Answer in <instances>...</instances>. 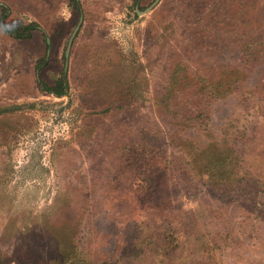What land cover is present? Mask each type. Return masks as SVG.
Listing matches in <instances>:
<instances>
[{"label": "rangeland", "instance_id": "1", "mask_svg": "<svg viewBox=\"0 0 264 264\" xmlns=\"http://www.w3.org/2000/svg\"><path fill=\"white\" fill-rule=\"evenodd\" d=\"M154 1L0 0V264H64L68 254L69 264H264V180L255 197L242 184L229 199L205 179L162 172L142 196L138 166L144 144L169 158L190 133L161 102L170 65L185 48L213 55L200 35L213 30L232 35L223 62L237 66L234 34L260 36L264 0H159L146 11ZM3 22L36 28L15 38ZM63 73L65 95L43 90ZM251 77L264 84V67ZM252 110L245 162L264 167V116ZM165 229L179 236L166 256Z\"/></svg>", "mask_w": 264, "mask_h": 264}, {"label": "trees", "instance_id": "2", "mask_svg": "<svg viewBox=\"0 0 264 264\" xmlns=\"http://www.w3.org/2000/svg\"><path fill=\"white\" fill-rule=\"evenodd\" d=\"M35 26V23L17 24L15 27L5 25L4 22L2 24L3 31L15 38L27 37L30 28H36ZM14 31L17 34H13ZM200 35L210 42L206 45H215L213 55L210 52L202 53L199 48L204 46H197L192 50L185 48L183 52H186L179 60L170 65L169 81L163 93L165 97L160 99L171 111L177 125L190 127V133L182 140L170 144L175 148L176 154L169 158L162 155V147L143 145L138 166L145 167L150 172L143 171L141 179H138L142 196L149 195L159 178L166 174L199 187H202L199 182L205 179L203 184L210 192L219 193L220 196L222 193L227 194L229 199L242 191L240 185L254 188L251 185L257 184L259 178L264 180L263 166L245 162V154L253 153L256 149L252 126L254 118L249 111L253 109L254 114L261 113L264 116V84L254 82L251 77L253 68L264 67V31L257 37L242 32L234 34L233 38L236 40L233 44L235 43L234 47L238 52L234 61L237 66H228L229 62H223L226 57L223 55L224 50L234 49L226 46V42L232 40V35L223 37V34L213 30L200 32ZM224 41L221 52L220 45ZM215 65L219 67L216 68ZM65 87L67 82L63 73L52 86L42 88L56 96H63ZM131 165H135V162ZM251 165L253 170L250 169ZM124 168L125 171L135 170L129 166ZM162 172L166 173L163 175ZM256 189L252 190L254 197ZM178 232L182 233L183 238L185 233L182 230ZM197 234L193 235L198 240L207 236L205 232L199 233V236ZM178 237L175 238L169 229L163 230L161 247L157 248V253L166 256L177 249ZM185 237L189 239L188 236ZM79 258L86 259L83 256ZM61 262L74 263L71 254Z\"/></svg>", "mask_w": 264, "mask_h": 264}, {"label": "water", "instance_id": "3", "mask_svg": "<svg viewBox=\"0 0 264 264\" xmlns=\"http://www.w3.org/2000/svg\"><path fill=\"white\" fill-rule=\"evenodd\" d=\"M158 1L159 0H155L151 4V6L146 9V11H148L151 7H153ZM81 22H82V15L80 16L79 21H78L77 25L75 26V28H74L73 32L71 33L70 38L68 40V44H67L66 51H65V58H66L65 65L66 66H67V59H68V56H69V51H70V46H71L72 40H73L77 30L79 29ZM47 42H48V39H47Z\"/></svg>", "mask_w": 264, "mask_h": 264}, {"label": "flooded vegetation", "instance_id": "4", "mask_svg": "<svg viewBox=\"0 0 264 264\" xmlns=\"http://www.w3.org/2000/svg\"><path fill=\"white\" fill-rule=\"evenodd\" d=\"M66 68V67H65ZM36 69H38V68H36ZM39 82V85H41V83H40V81H38ZM42 87H43V85H42ZM50 93V92H49ZM53 94V93H52ZM55 95V94H54ZM58 97H60V96H58Z\"/></svg>", "mask_w": 264, "mask_h": 264}]
</instances>
